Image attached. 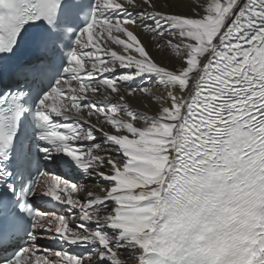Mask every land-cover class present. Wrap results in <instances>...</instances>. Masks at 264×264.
<instances>
[{"label": "snow or ice", "instance_id": "6c2138e0", "mask_svg": "<svg viewBox=\"0 0 264 264\" xmlns=\"http://www.w3.org/2000/svg\"><path fill=\"white\" fill-rule=\"evenodd\" d=\"M184 4L0 0V264H264V0Z\"/></svg>", "mask_w": 264, "mask_h": 264}, {"label": "bare ground", "instance_id": "6f19581e", "mask_svg": "<svg viewBox=\"0 0 264 264\" xmlns=\"http://www.w3.org/2000/svg\"><path fill=\"white\" fill-rule=\"evenodd\" d=\"M193 3L194 0H185V4L181 10L190 14L191 6ZM145 42L148 43L147 37H145ZM154 55H156V58L158 60H161L164 63H168L169 58L171 57V53H167V52L162 55L154 52ZM152 89L157 95H164L165 93V90L163 88L156 86L155 82H153ZM128 100L133 108L141 112H148L149 114H153L158 107L155 101L151 100L149 97L146 96H137L134 98H128ZM88 186L89 188H93V190L99 191V189L94 188V185L91 183H89Z\"/></svg>", "mask_w": 264, "mask_h": 264}, {"label": "rangeland", "instance_id": "374dc122", "mask_svg": "<svg viewBox=\"0 0 264 264\" xmlns=\"http://www.w3.org/2000/svg\"><path fill=\"white\" fill-rule=\"evenodd\" d=\"M89 183H91V184H93V185H94V182H89Z\"/></svg>", "mask_w": 264, "mask_h": 264}]
</instances>
